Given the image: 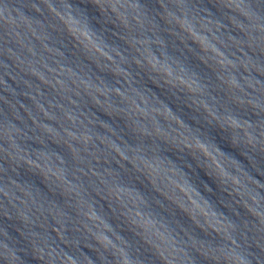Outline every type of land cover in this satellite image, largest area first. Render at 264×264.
<instances>
[{
	"label": "clouds",
	"instance_id": "clouds-1",
	"mask_svg": "<svg viewBox=\"0 0 264 264\" xmlns=\"http://www.w3.org/2000/svg\"><path fill=\"white\" fill-rule=\"evenodd\" d=\"M225 264H239V260L237 257H233L232 260L229 262L227 258H225Z\"/></svg>",
	"mask_w": 264,
	"mask_h": 264
}]
</instances>
